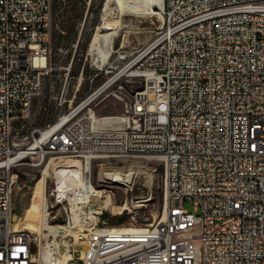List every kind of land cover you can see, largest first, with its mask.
I'll return each instance as SVG.
<instances>
[{"label": "built area", "instance_id": "2783aa9c", "mask_svg": "<svg viewBox=\"0 0 264 264\" xmlns=\"http://www.w3.org/2000/svg\"><path fill=\"white\" fill-rule=\"evenodd\" d=\"M51 6L0 0V264H264V0H165L155 35L42 125L46 105L34 99L57 68ZM138 77L146 84L134 88ZM57 83L49 90L70 103L68 73ZM110 97L122 113L97 115ZM107 152L166 165L169 200L157 221L101 219L111 209L97 201L110 192L90 190L87 167ZM12 154L34 167L42 155L52 172L50 230L13 225Z\"/></svg>", "mask_w": 264, "mask_h": 264}, {"label": "rangeland", "instance_id": "374dc122", "mask_svg": "<svg viewBox=\"0 0 264 264\" xmlns=\"http://www.w3.org/2000/svg\"><path fill=\"white\" fill-rule=\"evenodd\" d=\"M100 1L91 0L87 10L88 0H52L49 21L52 31V56L57 62V68L50 78L45 79L39 94L34 99L35 103L46 105V111L39 120L42 125L55 121L67 110L69 104L76 105L110 74L117 72L123 63L121 57L149 41L161 27L163 19L161 9H156V13L146 15H122L126 26L115 34L109 58L99 66L96 56L89 51V44L100 24V15L106 0H102L101 5ZM113 8L117 12L118 6L114 4ZM86 10L87 15L84 17ZM60 45L69 47V52L65 55L60 53L58 50ZM69 63H71L70 66H68ZM63 67H67L68 70ZM110 69L112 73H108ZM66 73H68L69 85L65 96L66 99L71 100L70 103L65 101L60 104L62 98L58 88L53 92L50 91L49 82L56 79L57 86H59V80L63 79ZM141 86L138 82L134 88H141ZM50 96L53 98L50 99ZM55 97H57L56 100ZM122 108V101L110 97L96 107V114L119 115L123 111ZM109 156L95 160L94 167H92L94 186L107 189L114 204L119 206L127 204L128 207L122 213H116L118 210L111 207V210L104 212L101 219L108 218L109 223L125 227L144 226L157 221L162 215L165 199L164 170L159 158L154 155L122 156V153ZM30 163V160L22 162L13 169L16 177L12 196L13 225H16L18 221H27L31 210L29 203L32 201L36 182L43 171L41 166L34 167ZM103 171L126 173L131 171L134 174L133 182L129 185L111 182L102 178L101 172ZM53 190L55 191L54 186L49 184L48 178L46 194L49 200L54 198ZM185 207L191 210L189 202H186ZM25 224V228L35 232L31 223L26 222Z\"/></svg>", "mask_w": 264, "mask_h": 264}, {"label": "bare ground", "instance_id": "6f19581e", "mask_svg": "<svg viewBox=\"0 0 264 264\" xmlns=\"http://www.w3.org/2000/svg\"><path fill=\"white\" fill-rule=\"evenodd\" d=\"M114 4L118 6L117 12L114 11L113 8ZM163 6H164V0H106L100 15V24L97 26L89 44V51L96 56V60L99 66L104 64L108 60L110 55V48L112 46L115 34L124 26H126L125 21L122 19V15L152 14V13H156V9L157 10L161 9L163 13ZM138 82L140 84H146V77H138ZM32 148H28L29 150L25 151V153L31 152L30 149ZM120 153L122 152H107V155L117 156L120 155ZM12 161H14V163H22L24 162V155L12 154ZM35 166L44 167V157H42V155H35ZM163 170H164V175H166V165H163ZM48 171H49L48 168H43L42 174L36 182L35 189L33 191V198L32 201L29 203L31 210L26 221L27 223L28 222L31 223L35 232H39V233L51 229V227L48 225L46 221L47 220L46 203L47 200H49V197L47 198V194H46L47 179L52 173ZM87 175H92V167H87ZM101 175L102 178L109 180L111 182L120 183L122 185H129L133 182L134 174L131 171L127 173L122 171H103L101 172ZM63 182H64L63 178L57 177L56 179L57 187H60V184ZM96 189H100V188H97L93 185L90 186V190L92 192L95 191ZM164 194H165L164 200H169V193H164ZM54 199H55V191H54L53 200ZM59 200H67V193H59ZM97 202L98 204L105 206L107 208L109 207L115 208V210H118L116 211V213H122V211L127 209L128 207L127 204H123L120 206L114 204L110 193L106 194L105 198H103L102 200L100 199ZM93 209L94 207L90 206V210ZM26 222L18 221L15 226L20 229H28L25 228ZM57 227L60 229V231H63L65 228L61 225Z\"/></svg>", "mask_w": 264, "mask_h": 264}, {"label": "trees", "instance_id": "16d2710c", "mask_svg": "<svg viewBox=\"0 0 264 264\" xmlns=\"http://www.w3.org/2000/svg\"><path fill=\"white\" fill-rule=\"evenodd\" d=\"M102 4V0L100 1V5Z\"/></svg>", "mask_w": 264, "mask_h": 264}]
</instances>
